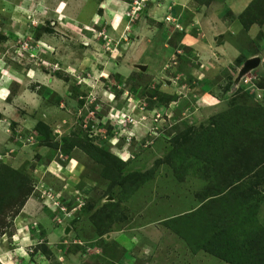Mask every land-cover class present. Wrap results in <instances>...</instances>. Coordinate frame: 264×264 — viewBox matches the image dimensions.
Listing matches in <instances>:
<instances>
[{"label":"rangeland","instance_id":"rangeland-1","mask_svg":"<svg viewBox=\"0 0 264 264\" xmlns=\"http://www.w3.org/2000/svg\"><path fill=\"white\" fill-rule=\"evenodd\" d=\"M120 1L111 13L106 0H0L9 264H248L237 247L264 235V64L236 78L264 51V0L225 14L254 22L234 36L204 24L225 0ZM27 199L34 238L15 253Z\"/></svg>","mask_w":264,"mask_h":264},{"label":"crops","instance_id":"crops-1","mask_svg":"<svg viewBox=\"0 0 264 264\" xmlns=\"http://www.w3.org/2000/svg\"><path fill=\"white\" fill-rule=\"evenodd\" d=\"M106 2H107L106 3L107 8L113 9L111 11V13H113L117 8H121L120 7L121 6L120 0H106ZM249 3H250V0H225L216 10L213 11L212 14H209L208 16H206V18H205L206 22L204 20V24L206 25V31L209 34V36L211 35V33L215 32V31H219V30L220 31L218 32V35H221V34L225 35V33L228 35H231V36L236 35L239 32L241 26L238 24V22H235L233 19H232L231 23L226 24V22H225L226 19L224 21V16L226 13H232V15H234L233 17H235L240 12H243ZM163 8L170 9V6H167V3H164ZM162 13H163V11H162ZM164 15H165V13H164ZM212 22L215 23L214 28L212 26ZM255 32L256 31H255L254 27H249V29L247 31L248 37H252L255 34ZM223 41H225V40H223ZM223 41L221 39H219L217 41V44H215L214 48L219 49L223 45L227 44V42H223ZM222 48H224V47H222ZM230 48L232 49L230 56H236L235 49L233 47H230ZM216 50H215V52H216ZM200 53H201V56L203 57V56H205L203 54H206L207 50L201 49ZM261 57L259 58V62H258L259 66L264 64V51L262 52ZM1 82H2V87L5 90L6 85L8 84V80H6V78H5V82H4V78L2 77ZM2 96H4V95H2ZM1 111H3V109H1ZM4 117H5V113H0V124L2 122H5L3 120ZM32 205L34 206V202L31 199H27L24 202L21 209L19 210L18 218L16 220L12 221V234H11L10 240H11L12 244L15 246L12 249V251H14L15 253L17 251L24 249V248H28V244H30L33 241V238H34L33 233L30 230L27 231L26 228H24V226L21 224V223L27 221V219L29 218L28 215H30V217L32 218V215L29 214L30 212L28 213V211H27L28 206H32ZM34 218H35V216H34ZM35 220H40V219H35ZM42 228L44 229V233L42 234V237L44 239H47L48 243H50L51 240L58 234L57 229L53 230V228H52V230H51V227L48 225H46ZM11 260H12L11 253L9 255H6L4 248L0 244V264H9L10 262H12Z\"/></svg>","mask_w":264,"mask_h":264},{"label":"trees","instance_id":"trees-1","mask_svg":"<svg viewBox=\"0 0 264 264\" xmlns=\"http://www.w3.org/2000/svg\"><path fill=\"white\" fill-rule=\"evenodd\" d=\"M259 1L260 0H253L252 4L254 3V5H255V3H256V7H258L261 4V3H259ZM257 3H259V4L257 5ZM256 7L251 5V3H249L247 5V7H246V10H244L245 12H244L243 16L246 15L250 10H252V12H254V14H255V11H257ZM252 23H254V22H250V21L247 22V21L243 20V18L240 19L241 28H243L244 30L247 28V26L249 24H252ZM235 63L237 65L240 63V57L235 61ZM258 88L259 89H264L263 86H261V87L259 86ZM250 121L251 120H249V122ZM257 127H259V126H257V125H253L252 126V128H254V130H256ZM231 129H233V127H231ZM260 144H261V146L258 148L259 151H258V153H256V154H259V155L262 153V150L264 149V144L263 143H260ZM257 158H258V156H257ZM250 159L251 160L255 159V157H250ZM233 187H234V189H239L236 185H234ZM239 195L242 198V199H240L241 204H242L241 206H245V205H247L246 199L251 198L252 195H253V192H252L251 189H247L246 193L240 192ZM230 197H232V196H230ZM239 207H240V205H239ZM216 240H217V238H216ZM216 240H214V241H216ZM221 242H222V244H224L223 247H225L226 244H231L232 240H231V238L229 240V237L227 236V237L223 238ZM253 242L254 243L252 244L251 248L245 254L242 253V251L238 247H237V252L240 255H242V254L244 255V259H246L248 264H264V235L261 236L260 238H257V240L254 239ZM223 247H220V248H223ZM203 250L205 252H207V253L219 258L222 261H225V262H228V263H230V262L232 263L231 259H228L224 254L220 253L219 251H215L216 249L213 250V249L204 247Z\"/></svg>","mask_w":264,"mask_h":264},{"label":"water","instance_id":"water-1","mask_svg":"<svg viewBox=\"0 0 264 264\" xmlns=\"http://www.w3.org/2000/svg\"><path fill=\"white\" fill-rule=\"evenodd\" d=\"M257 65H258V59L255 57L246 60L242 64L241 69L238 72L236 81H238L242 77V75L245 74V72L255 68ZM137 67L139 68V70H144V67H141V66H137Z\"/></svg>","mask_w":264,"mask_h":264}]
</instances>
